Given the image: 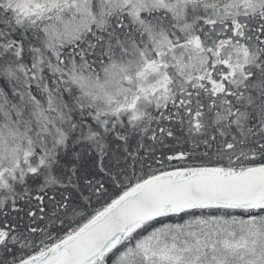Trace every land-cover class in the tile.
<instances>
[{"label": "snow or ice", "instance_id": "6c2138e0", "mask_svg": "<svg viewBox=\"0 0 264 264\" xmlns=\"http://www.w3.org/2000/svg\"><path fill=\"white\" fill-rule=\"evenodd\" d=\"M0 264H264V0H0Z\"/></svg>", "mask_w": 264, "mask_h": 264}]
</instances>
